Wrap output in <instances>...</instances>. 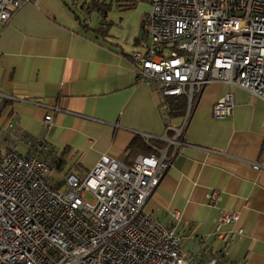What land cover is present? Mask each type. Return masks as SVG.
<instances>
[{
	"label": "crops",
	"instance_id": "1",
	"mask_svg": "<svg viewBox=\"0 0 264 264\" xmlns=\"http://www.w3.org/2000/svg\"><path fill=\"white\" fill-rule=\"evenodd\" d=\"M104 1H112L105 17L98 11L89 21L72 0H37L10 21H0V92L10 99L0 131L14 121L26 134L47 139L51 182L63 184L69 172L85 175L103 154L132 163L147 154L137 147L140 132L166 133L160 93L139 77L131 56L149 41L142 26L148 4ZM116 20L125 23L120 34L112 29ZM229 91L233 113L215 118L213 104ZM263 114V101L248 90L220 81L206 84L186 143L146 202L152 216L176 228L192 263L204 264L223 249L214 230L226 208L240 218L223 229L244 230L228 246L229 258L264 264V168L252 165L264 161ZM182 118H174V125ZM212 190L221 193V201L208 202Z\"/></svg>",
	"mask_w": 264,
	"mask_h": 264
},
{
	"label": "built area",
	"instance_id": "2",
	"mask_svg": "<svg viewBox=\"0 0 264 264\" xmlns=\"http://www.w3.org/2000/svg\"><path fill=\"white\" fill-rule=\"evenodd\" d=\"M135 1L149 5L142 21L147 47L131 54L136 70L160 93L164 121L169 120L166 98H186L183 122L166 128L172 136L140 132L147 140L166 141L165 148L140 154L132 163L103 154L85 175L69 172L56 188L49 181L47 139L26 134L10 121L0 131V264H195L176 228L152 216L145 205L186 143L184 132L206 84L238 86L264 103V0ZM27 3L37 0H0V21H10ZM234 105L229 91L213 104L212 115L227 118ZM51 120L48 113L49 128ZM252 165L264 168V161ZM221 200L218 190L209 192V203ZM239 218L238 211L220 209L214 234L224 247L204 264H248L233 262L228 251L243 228L223 229Z\"/></svg>",
	"mask_w": 264,
	"mask_h": 264
},
{
	"label": "trees",
	"instance_id": "3",
	"mask_svg": "<svg viewBox=\"0 0 264 264\" xmlns=\"http://www.w3.org/2000/svg\"><path fill=\"white\" fill-rule=\"evenodd\" d=\"M132 1L136 3L135 0H132ZM82 3H83V7L86 9L87 12L92 13L95 11H99V12H101V15H103V17H105L104 12L106 9H109L112 1L109 3H106L104 0H83ZM84 23H83L84 26H89L88 23L87 24H86V22H84ZM8 102H10V99L3 97V96H0V117L3 115L2 112L4 111ZM165 102L167 104V109H168V113H169V120L168 121L165 120L166 128L179 127L181 125V123L183 122L184 115H185L186 98L184 96H168L166 98ZM178 117H183L182 121L178 125H174L173 119L178 118ZM184 133H186V132H184ZM166 134L169 136H172L173 131H171V129H169L166 132ZM141 137H142V140H140L139 142H136V143H137V147L143 153L150 154L151 152H157L158 150L163 149L167 146V142L162 140V139L151 138V139L147 140V138H145L144 136H141ZM55 158L56 157L54 156L53 160ZM49 181L50 182L52 181L51 176L49 177ZM52 184L56 188H61L63 186V184H60V182H52ZM220 251L221 250H219L218 253Z\"/></svg>",
	"mask_w": 264,
	"mask_h": 264
},
{
	"label": "rangeland",
	"instance_id": "4",
	"mask_svg": "<svg viewBox=\"0 0 264 264\" xmlns=\"http://www.w3.org/2000/svg\"><path fill=\"white\" fill-rule=\"evenodd\" d=\"M82 2H83V0H78V3H77V4H72V6L75 7L74 9H75L77 12H80V13L82 14V16H83V14H84V15H86L85 17L88 18V19L90 20V19H91V15L94 16L95 18L97 17V15H99V12H98V11H96V12H92V13L87 12L86 9L82 7V5H83ZM109 2H110V1H109ZM131 2H132V1H131ZM145 4H146V3H145ZM147 6H148V10H149V5H147ZM114 8H115V7H114ZM114 8H113V9H114ZM90 10H91V9H90ZM148 10H146V11H148ZM88 15H89V16H88ZM89 20H88V21H89ZM115 22H116L117 24L113 25L112 29H115L116 32L120 34V27H124V26H125V23L120 24L119 20H116ZM145 49H146V47L143 48L141 51H145ZM87 198H89V197L87 196Z\"/></svg>",
	"mask_w": 264,
	"mask_h": 264
}]
</instances>
